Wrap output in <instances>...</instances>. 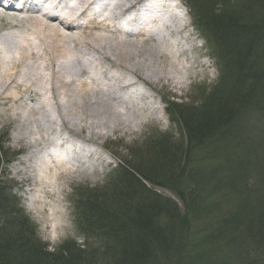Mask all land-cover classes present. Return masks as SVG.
Instances as JSON below:
<instances>
[{"label": "trees", "instance_id": "obj_1", "mask_svg": "<svg viewBox=\"0 0 264 264\" xmlns=\"http://www.w3.org/2000/svg\"><path fill=\"white\" fill-rule=\"evenodd\" d=\"M187 5L212 38L220 72L228 77L215 109L205 113L204 104L188 113L174 105L187 147L161 139L156 144L161 148L142 158L147 167H120L119 188L133 194L124 208L119 200L102 206L78 198V227L102 243L97 249L87 248L82 236L84 249L66 242L48 252L19 199L0 180V264H161L170 253L179 264H264V205L254 207L255 185L244 179L259 174L250 169L233 130L243 110H264V0H187ZM174 175L186 183L179 187ZM155 181L179 198L183 216L177 204L147 187Z\"/></svg>", "mask_w": 264, "mask_h": 264}, {"label": "bare ground", "instance_id": "obj_2", "mask_svg": "<svg viewBox=\"0 0 264 264\" xmlns=\"http://www.w3.org/2000/svg\"><path fill=\"white\" fill-rule=\"evenodd\" d=\"M15 1L27 17L0 23V29L8 28L0 37V128L15 124V140L29 151L18 164L31 162L33 175L22 184L33 188L28 207L37 213L47 199L59 200L73 174L95 176L97 182L109 164L97 149L105 136L92 133L85 122L94 129L102 119L131 113L133 123L108 127L130 135L159 120L158 107L147 100L154 99L155 87L181 86L192 73L176 43L189 36H182L187 24L175 0L102 1L96 8L100 22L89 18L94 0H10L5 6L14 7ZM26 7L40 10L31 12L33 17ZM27 119L37 130L34 141L25 138ZM15 159L12 154L9 161ZM47 217L52 231L63 227L59 206Z\"/></svg>", "mask_w": 264, "mask_h": 264}, {"label": "rangeland", "instance_id": "obj_3", "mask_svg": "<svg viewBox=\"0 0 264 264\" xmlns=\"http://www.w3.org/2000/svg\"><path fill=\"white\" fill-rule=\"evenodd\" d=\"M175 1L182 7L184 19L187 24V30L182 36H189L188 41L183 40L181 36H179V39L181 38L180 41L177 39L176 43L179 49L183 51L180 60L184 64L187 63V65L192 66V73L190 72L188 79L183 81L181 86H158L155 87V90L153 89L154 93L150 92L154 95V99L151 101L147 100V104L154 103V106L158 107L159 120H153L143 125L140 129H137V133H131L130 135H125L120 132L112 133L111 129L108 128L114 126L113 124L116 122L124 126L132 122L129 118V116L132 117L131 113H124L122 111L121 113L123 115H116L112 119L100 120L99 122L101 125L98 128L91 129L90 120L85 122L86 128L93 131L92 133L105 136V140L99 141L100 144L98 143L99 146L97 149L109 164L104 168V171H100L97 182L95 176L73 174L71 178L64 183L62 193L57 202L54 203L47 199V206H39L37 213L29 210L30 195L33 194V190L31 189L33 188L28 185V183L22 184V180L29 175H33L32 169H28V165H30L31 162L29 161L25 164L21 161V163L18 164V161L25 158L29 151L24 147L23 143H19L15 140L14 136L17 128L15 124L10 125L8 128H0V155L3 156L2 175L0 180L5 182V184L9 186L11 193L20 200L23 210L29 216L30 221L36 226L37 235L42 243H44L48 252H57L66 241L76 244L80 249L81 247L84 249L85 243L87 248H99L102 243H100L98 239L87 238L81 233L78 227L75 210V202L78 198L81 203L94 202L102 206L106 205L104 202L111 204L114 203L113 200H119L117 206L124 208L123 204H125V201L130 202L133 199V194L131 192H125L123 188H119L120 184L118 180L121 177L119 168L124 165H133L137 168L140 165L147 167L146 159L142 160V158L148 157L150 154L148 150H153V147L158 151L161 146L156 144L161 142V139L167 138L173 145L178 144L187 147L185 132L177 123L178 115L179 119L181 115L179 112V114L175 112L174 105L182 104L179 109L184 112L194 113L196 109L205 104V113L210 112L215 109V102L226 91L228 77L220 72L219 60L215 53V44L212 38L202 26V23L199 24L193 16V13L187 5V0ZM25 10H30L29 14H31L34 8L26 7ZM31 16L33 15L31 14ZM25 17H27V13L10 12L0 17V20H2L0 23L4 24L7 20ZM7 29L8 28H4L3 30L0 29V37L2 35L4 37ZM109 29H111V31L114 30L118 38H126V36L123 35L124 33H119L117 29ZM132 29L128 30V34L132 32ZM188 48L189 52L185 53ZM183 60L186 61L184 62ZM130 62L133 63L132 61ZM161 65L162 63L158 66ZM142 67L145 68L143 65ZM202 88L205 89L203 90ZM165 99L167 102L164 101ZM160 107L161 109H159ZM166 110L169 111L171 115L166 114ZM132 112L138 113L137 110H132ZM14 113L15 115L17 114L16 112ZM239 115L240 119L238 118L239 120L234 124L233 130L237 132L243 142L246 152L245 155L247 156L249 164H251L250 169L259 174L254 175V179H249L246 176L244 179H247L249 183L255 185L252 186V190L256 189V191L254 192L255 196L251 197V201L254 200V207L258 206L260 209L262 205H264V110L250 107L240 112ZM26 125V130L24 132L25 138L27 141H34L35 138H38L35 125L31 124L30 119H27ZM15 152H18L20 157L18 156L14 161H9L12 154H15ZM247 160L245 159V162ZM182 165L184 168L185 164L182 163ZM186 168L185 165L183 170H186ZM155 175L157 176L159 174ZM174 178L179 187L182 186L181 184L186 183L182 179V176L175 177L174 175ZM159 181H155L156 186L151 187V190L164 199L166 197L177 204L180 214L183 216L184 209L179 198L172 192L166 190L164 186H158L157 182L158 184L162 183ZM190 187L191 184L187 182V188ZM54 204L59 206L64 217V221L62 222L63 227L58 229V231H52L51 218L47 217L49 210ZM122 212L123 215H125L128 209L122 210ZM82 236L85 238V243ZM245 239L250 238L243 235L242 240ZM235 240L239 241L238 238L231 239L232 242L230 245H234ZM183 242L182 245H185L186 243ZM180 244L176 242V245L180 246ZM102 251L103 250L100 252ZM161 264H179V262L177 258L173 257L170 253L169 258L166 259V263L165 259L162 258Z\"/></svg>", "mask_w": 264, "mask_h": 264}]
</instances>
